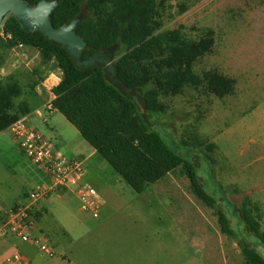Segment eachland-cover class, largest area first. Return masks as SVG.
I'll return each mask as SVG.
<instances>
[{
	"label": "rangeland",
	"instance_id": "rangeland-1",
	"mask_svg": "<svg viewBox=\"0 0 264 264\" xmlns=\"http://www.w3.org/2000/svg\"><path fill=\"white\" fill-rule=\"evenodd\" d=\"M157 2L158 31L177 29L188 39L212 40L193 69L227 83L222 94L210 91L205 80L160 94L165 112L151 118L170 145L191 150L200 182L216 203L211 207L196 198L179 167L136 193L95 152L84 165L88 184L105 200L99 217L81 210L71 192L50 195L46 211L36 214L54 255L30 249L36 264H245L238 240L246 233L237 216L244 196L256 205L264 229V0ZM0 61V79L12 77L21 87L15 103L26 101L41 112L26 115L29 124L54 144L79 139L77 149L85 156L91 146L61 113L45 107L51 92L42 84L62 74L56 61L24 45L0 49ZM22 162L30 163L8 130L1 131L0 194L20 184ZM15 200L13 195L4 203ZM218 209L227 213L236 237L220 232ZM257 249L264 256V248Z\"/></svg>",
	"mask_w": 264,
	"mask_h": 264
},
{
	"label": "trees",
	"instance_id": "trees-1",
	"mask_svg": "<svg viewBox=\"0 0 264 264\" xmlns=\"http://www.w3.org/2000/svg\"><path fill=\"white\" fill-rule=\"evenodd\" d=\"M79 15L75 32L84 47L72 54L40 31L23 30L12 16L0 28V49L21 44L37 48L45 61H56L62 74L50 89L52 108L133 191L142 192L179 167L196 198L213 207L216 198L201 184L191 150L170 145L151 120L165 112L160 94H177L184 85L202 80L214 93L226 91L222 77L215 73L200 77L193 69L212 40L188 39L177 29L158 31L162 19L157 0H59L49 17L52 26L59 27ZM90 58H94L91 65L80 63ZM20 95L17 80L0 79V131L30 112L26 101L15 103ZM132 95L143 104V111ZM237 216L246 233L238 240L245 264H264L257 249L264 248V229L249 196L237 206ZM217 223L221 233L237 236L222 209L217 210Z\"/></svg>",
	"mask_w": 264,
	"mask_h": 264
},
{
	"label": "built area",
	"instance_id": "built-area-1",
	"mask_svg": "<svg viewBox=\"0 0 264 264\" xmlns=\"http://www.w3.org/2000/svg\"><path fill=\"white\" fill-rule=\"evenodd\" d=\"M54 75V72L49 74L50 77ZM56 78L57 81L44 82L43 87L51 89L48 85H56L59 80ZM52 97L45 102L48 110L53 109ZM36 112L41 116L39 110ZM6 130L26 158L39 167L46 181L34 185L27 191V202L11 206L0 204V236L13 237L17 240L4 251L2 261L4 264H36L19 247L20 243L33 246L45 257L50 258L54 255L49 237L38 227V216L34 207L36 203L65 187L72 191L81 210L88 211L92 218H98L104 199L95 187L82 182L85 173L84 161L61 153L49 138L29 124L25 116L11 122Z\"/></svg>",
	"mask_w": 264,
	"mask_h": 264
},
{
	"label": "water",
	"instance_id": "water-1",
	"mask_svg": "<svg viewBox=\"0 0 264 264\" xmlns=\"http://www.w3.org/2000/svg\"><path fill=\"white\" fill-rule=\"evenodd\" d=\"M58 2L59 0H39L36 4H31L28 0H0V28L12 16L18 21L23 30L40 31L50 40L61 44L72 54L84 47V42L75 32V26L82 16L79 15L59 27L52 26L49 15ZM98 59L100 60V58ZM93 60L94 58H90L80 63L91 65ZM108 67L113 73L111 67ZM132 98L138 104L140 111H143V104L137 100L135 95H132Z\"/></svg>",
	"mask_w": 264,
	"mask_h": 264
},
{
	"label": "crops",
	"instance_id": "crops-1",
	"mask_svg": "<svg viewBox=\"0 0 264 264\" xmlns=\"http://www.w3.org/2000/svg\"><path fill=\"white\" fill-rule=\"evenodd\" d=\"M59 80H60V78H59ZM52 96L53 95H51V97ZM42 105H43V103H42ZM37 110H38L37 106L35 108L31 107V110H30V112L28 114L33 113V114H36V115L40 116L39 114H37V112H36ZM53 112H58V111L53 109ZM28 114H26V115H28ZM3 131H5V130H3ZM76 131L78 132L77 129H76ZM0 133H1V131H0ZM78 134H80V133L78 132ZM79 144H82V143H81V141H79V139H77V141H75L73 143H70V144L63 143V142H62V144H58V142H56L55 146L64 155H66L68 157H78V158L82 159L84 161V163H85V161L88 160L89 157L94 155V153L96 151L94 150V148L91 147L90 151L84 156L77 149ZM18 169L21 172V176H20L21 180L19 179L20 180V184H17L16 189H10V187L4 189L3 193L0 194V204H5L4 203V198L5 199L6 198H10L13 195L16 196V200L13 202L12 205H15V204H18V203H23V202H25L24 200L26 198V193H27V191L30 188H32L36 184L43 183V182L46 181V177L41 172L39 167L37 165L33 164L32 162H30V163L29 162L28 163L27 162H25V163L22 162V165L18 166ZM82 182H85L87 184L89 183L87 178H86V171H85L84 176L82 178ZM67 192H71L72 193V191L69 188L62 187L57 192H55L53 194H54V196H56V198H60V197H63L64 195H66ZM49 199H50V196L47 199L39 201L38 203H36L34 205L35 209L36 210H41L44 213L46 211L44 202L49 200ZM104 203H105V200H104ZM101 208H100V210H101ZM38 227L39 228L41 227V221L38 222ZM43 231L46 233L47 237H49L47 232L45 230H43ZM16 241L17 240L15 238H13V237H1L0 236V264H4L3 261H2V255H3L4 251L6 249L10 248ZM19 247L21 249H23L24 252H26L28 254L30 259L34 260L33 253L30 252V249H35L33 246H29V245L20 243ZM26 248H28V249H26Z\"/></svg>",
	"mask_w": 264,
	"mask_h": 264
}]
</instances>
